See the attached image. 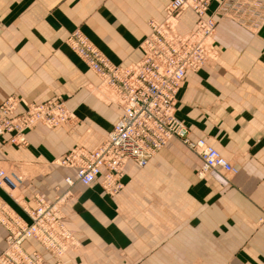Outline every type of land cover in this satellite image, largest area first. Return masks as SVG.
Returning <instances> with one entry per match:
<instances>
[{
	"label": "crops",
	"instance_id": "1",
	"mask_svg": "<svg viewBox=\"0 0 264 264\" xmlns=\"http://www.w3.org/2000/svg\"><path fill=\"white\" fill-rule=\"evenodd\" d=\"M169 1L0 0V103L11 94L32 102L60 96L76 116L72 126L38 124L24 146L0 137V164L24 175L19 201L0 188L16 214L30 220L23 207H33L35 193L53 201L69 191L62 211L79 246L61 264H264V24L253 32L219 20L218 58L187 71L176 97L189 137L206 139L236 174L199 178V154L177 138L144 166L129 160L115 195L98 179L69 186L64 178L75 171L55 163L75 146L95 149L121 113L88 90L99 78L66 44L69 33L80 29L111 62L129 65L142 56L148 20H162ZM195 20L187 10L179 31ZM6 234L0 223V252ZM23 246L44 252L33 239Z\"/></svg>",
	"mask_w": 264,
	"mask_h": 264
},
{
	"label": "built area",
	"instance_id": "2",
	"mask_svg": "<svg viewBox=\"0 0 264 264\" xmlns=\"http://www.w3.org/2000/svg\"><path fill=\"white\" fill-rule=\"evenodd\" d=\"M211 1L170 0L162 20H148L149 31L140 44L142 56L129 65L111 62L80 29L69 33L66 44L98 76L100 85L112 92L121 110L95 149L75 146L55 160L75 171V179L64 178L69 186L75 181L89 185L98 179L107 194L115 195L124 186L127 162L134 160L144 166L172 138L199 154V178L209 171L225 177L237 173L238 168L206 139L189 137L188 127L175 113L176 97L187 71H197L218 58L214 39L218 21L232 20L255 32L264 24V0H215L216 6L209 12ZM187 10L196 15L195 25L181 32L178 25ZM74 119L63 97L32 102L11 94L0 103V137L7 134L9 143L24 146L26 132L38 124L57 128ZM22 179L0 164V188L16 202ZM68 196L66 191L48 201L35 193L33 207H23L29 221L0 199V223L7 231L0 264H61L68 252L77 249L79 241L62 211ZM262 214L260 221H264V206ZM28 239L38 242L44 252L25 250L23 243Z\"/></svg>",
	"mask_w": 264,
	"mask_h": 264
},
{
	"label": "rangeland",
	"instance_id": "3",
	"mask_svg": "<svg viewBox=\"0 0 264 264\" xmlns=\"http://www.w3.org/2000/svg\"><path fill=\"white\" fill-rule=\"evenodd\" d=\"M232 21V20H231ZM87 87H88V90L90 92H92L93 94L97 95V96H100V98H102L103 100H105L106 102H110V103H115L116 105H118V101L117 99L114 98V95L112 94V92L108 89L106 90L103 86L100 85V80H98L97 83H95L94 85L92 84H87ZM119 106V105H118ZM74 113V111H73ZM76 117V116H75ZM76 119V118H75ZM75 119L73 121H75ZM72 122L70 123H66V125H71L72 126ZM65 126V125H63ZM62 127V126H61ZM2 165V164H1ZM3 166V165H2ZM4 167V166H3ZM5 168V167H4ZM6 169V168H5ZM8 172H10L9 169H6ZM22 175V174H20ZM24 176V175H22ZM19 188L20 186L18 187V190L16 191V194H20L19 193Z\"/></svg>",
	"mask_w": 264,
	"mask_h": 264
}]
</instances>
